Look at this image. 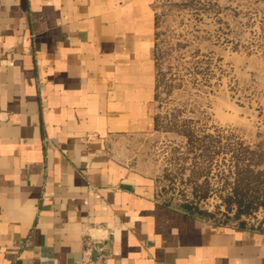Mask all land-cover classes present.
Here are the masks:
<instances>
[{
	"label": "crops",
	"instance_id": "0c3cea01",
	"mask_svg": "<svg viewBox=\"0 0 264 264\" xmlns=\"http://www.w3.org/2000/svg\"><path fill=\"white\" fill-rule=\"evenodd\" d=\"M159 0H0V264H264V230L162 201L116 144L157 132Z\"/></svg>",
	"mask_w": 264,
	"mask_h": 264
},
{
	"label": "rangeland",
	"instance_id": "374dc122",
	"mask_svg": "<svg viewBox=\"0 0 264 264\" xmlns=\"http://www.w3.org/2000/svg\"><path fill=\"white\" fill-rule=\"evenodd\" d=\"M155 61L157 132L116 156L165 203L264 230V0H159Z\"/></svg>",
	"mask_w": 264,
	"mask_h": 264
},
{
	"label": "built area",
	"instance_id": "2783aa9c",
	"mask_svg": "<svg viewBox=\"0 0 264 264\" xmlns=\"http://www.w3.org/2000/svg\"><path fill=\"white\" fill-rule=\"evenodd\" d=\"M109 255L103 252L101 247L88 242L81 259L75 264H107Z\"/></svg>",
	"mask_w": 264,
	"mask_h": 264
},
{
	"label": "trees",
	"instance_id": "16d2710c",
	"mask_svg": "<svg viewBox=\"0 0 264 264\" xmlns=\"http://www.w3.org/2000/svg\"><path fill=\"white\" fill-rule=\"evenodd\" d=\"M156 124H157V120H156ZM240 204H241V203H239V206H240ZM182 208L185 209L186 211H188L189 213L194 214V213L192 212V208H191L189 205H183ZM247 209H249V207H248ZM199 213H200L201 215H207L206 212H199ZM195 215H197V214H195ZM197 216H199V215H197ZM200 217H201V216H200Z\"/></svg>",
	"mask_w": 264,
	"mask_h": 264
}]
</instances>
